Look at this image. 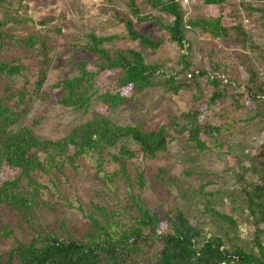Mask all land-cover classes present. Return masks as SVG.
Instances as JSON below:
<instances>
[{"label":"trees","instance_id":"obj_1","mask_svg":"<svg viewBox=\"0 0 264 264\" xmlns=\"http://www.w3.org/2000/svg\"><path fill=\"white\" fill-rule=\"evenodd\" d=\"M254 1L238 3L236 0V5L264 17V6L256 8ZM145 2L152 9L173 17L171 24L162 26L169 32L171 41L183 48L189 43L188 30L204 37L233 38L234 43L245 49L252 45L253 35L240 18L233 26L224 23L225 12L218 17L186 19V11L179 0ZM203 2L233 6L231 0ZM13 4L10 0H0V9L5 17L11 16ZM128 6L131 14L120 18L125 24L126 36L99 37L91 34L85 45L89 51L99 55L103 63L95 65L81 61L76 74L56 81L52 91L44 89L52 61V38L47 34L44 37L32 34L20 40L25 49L34 50L28 56L34 59V64L27 67L22 64L20 56L8 57L3 53V34L0 32V77L25 79L20 84L13 81L15 84L7 86L5 94L0 97V175L6 168L17 169V173L0 182V238L15 236L13 226L16 223L34 231L29 241L17 240L9 251L4 252L0 264H264V243L257 234L254 242L257 251H247L238 244L229 249L222 237H207L203 230L194 226L179 206L163 214L145 203L141 195L135 194V183L141 189L147 185L148 165L158 162L169 151L166 127L149 131L142 124L120 125L111 116L99 112L97 117L71 128L65 136L51 139L39 136L34 124H27L30 107L38 100L57 102L73 109H87L96 97L107 108L114 109L131 100L135 91L155 85L162 66L158 62L148 63L142 52L124 46V42L139 41L144 47L154 49L161 47L165 39L152 38L140 32L136 28L137 21H146L150 16L141 11L136 0H129ZM7 20L14 21L15 18ZM106 45L111 46L108 48ZM220 67L214 64L212 72L205 68L194 71L186 61L181 74L190 71L189 77L194 83L207 76L214 87L210 100L217 103L232 83L228 78L230 68L227 72ZM105 70L122 72L113 89L102 90L94 83V78ZM25 71H31L34 79L25 77ZM260 74L259 71L251 72L244 87L258 107L264 109V78ZM175 79L169 81L175 91L191 87L186 81L176 83ZM57 93L61 94L60 98L55 97ZM200 100L201 96H196V101ZM202 113L203 110H197L187 117L198 119ZM221 130L219 126L198 124L189 130V135L199 147L204 148L201 136H212ZM126 139L134 140L140 149H130L124 143ZM221 145L229 147L224 141ZM244 157L249 163L244 169L256 180L240 192L230 193L235 195L233 202L236 198L242 199L256 219L257 232L264 233L259 228V224H264V146L257 154H245ZM81 170L103 189L119 192L121 185L128 189V204L133 212L138 211L131 216L132 221L122 220L123 216L116 218L118 213L115 210L108 212V208L98 206L103 214L102 220L91 216V227L82 237L66 236L57 228L42 224L38 210L51 207L48 197L67 198L66 185L73 186L69 175ZM159 170L158 177L163 179L166 169L159 166ZM164 181L171 184V178ZM212 212L216 219L227 222L230 229L237 228L233 217L214 209ZM5 214L12 219V224L1 223Z\"/></svg>","mask_w":264,"mask_h":264},{"label":"rangeland","instance_id":"obj_2","mask_svg":"<svg viewBox=\"0 0 264 264\" xmlns=\"http://www.w3.org/2000/svg\"><path fill=\"white\" fill-rule=\"evenodd\" d=\"M128 1L10 0L14 3L10 17H5L0 9L3 53L8 57L20 56L22 64L32 66L34 59L28 56L34 50L25 49L20 40L32 34L41 37L49 35L53 45L52 61L44 89L52 91L56 81L76 74L81 61L95 65L103 63L99 55L85 47L91 34L99 37L127 35L120 18L131 14ZM179 1L186 11V19L218 17L225 12L224 23L233 26L240 18L253 35L252 45L245 49L234 43L233 38L204 37L188 30L189 43L183 48L171 41L169 32L162 26L171 24L173 17L152 9L145 0H136L141 11L150 16L146 21H137L136 28L152 38L163 37L165 42L154 49L133 40L125 41L124 46L142 52L148 63L158 62L162 66L155 85L135 91L131 100L114 109L107 108L96 97L87 109H73L57 102L38 100L31 105L26 122L34 124L39 136L51 139L65 136L71 128L97 117L99 112L111 116L120 125L142 124L149 131L166 127L169 151L158 162L148 165L147 185L141 189L135 183V194L141 195L145 203L163 214L179 206L194 226L203 230L207 237H222L229 249L238 244L247 251H257L254 243L256 234L264 243V233L257 232L256 219L242 199L236 198V202H233L235 195L230 192H240L248 183L256 180L244 169L249 166L244 155L257 154L264 146V109L258 107L244 87L253 71H259L264 78V17L237 6L236 0H231L232 7L207 5L203 0ZM253 5L263 7L264 0H255ZM4 20L7 22L2 23ZM110 46L106 45L108 48ZM186 61L194 71L205 68L212 72L214 64L227 72L230 68L228 78L232 83L227 86L219 102L212 103L210 100L214 87L207 76L194 83L189 77L190 71L181 74ZM24 74L29 80L34 79L31 71ZM121 75L120 70H105L94 78V83L102 90L113 89ZM174 77L176 83L186 81L191 87L175 91L174 85L169 84ZM24 80L19 76L0 77V97L5 94L7 86L15 84L13 81L20 84ZM60 96V93L55 95L56 98ZM196 96H201L202 100L196 101ZM197 110H203L198 119L187 117ZM198 124H211L222 130L212 136L202 135L205 147L201 148L189 135V130ZM223 141L229 147L221 145ZM124 143L132 150L140 149L134 140L126 139ZM159 166L167 172L163 179L158 177ZM15 173L17 169L6 168L0 175V182ZM170 178L171 184L168 185L164 180ZM69 179L73 186L66 185L68 197H48L51 207L38 210L40 222L47 227L57 228L66 236L82 237L91 227V216L102 220L103 214L98 206L108 208V212L115 210L118 213L115 217L121 219L123 216L122 220L132 221L131 216L138 213L131 210L128 189L122 185L119 192L103 189L89 179L84 170L71 173ZM213 209L233 217L237 228L230 229L227 222L216 219ZM1 223L12 224V219L5 214ZM13 228L15 236L0 238V257L17 240L29 241L34 234L33 230L19 223ZM259 228L264 230V224H259Z\"/></svg>","mask_w":264,"mask_h":264},{"label":"built area","instance_id":"obj_3","mask_svg":"<svg viewBox=\"0 0 264 264\" xmlns=\"http://www.w3.org/2000/svg\"><path fill=\"white\" fill-rule=\"evenodd\" d=\"M242 0H238V2H241ZM244 1H250V0H244Z\"/></svg>","mask_w":264,"mask_h":264}]
</instances>
